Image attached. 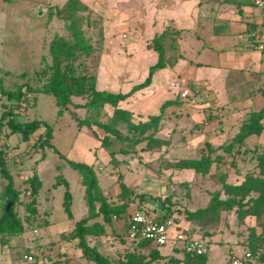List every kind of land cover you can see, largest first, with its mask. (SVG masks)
Segmentation results:
<instances>
[{"label": "rangeland", "instance_id": "rangeland-1", "mask_svg": "<svg viewBox=\"0 0 264 264\" xmlns=\"http://www.w3.org/2000/svg\"><path fill=\"white\" fill-rule=\"evenodd\" d=\"M66 1L0 0V79L7 89L14 90L21 84L36 89L28 93L18 106L0 94V147L5 150L7 167L20 192L15 210L22 216L25 205L31 201L28 175L38 172L43 191L51 187L58 176L61 177L60 183L54 184H61L54 190L55 207H58L56 200L64 194L62 180L68 178L74 190L72 209L75 218L61 221L53 227L59 234L69 231L74 227L75 220L82 216V208L79 207V194L83 191L80 184L82 177L66 159L82 162L85 155H92L94 149H100V146L95 148V141L101 142L99 136L103 135V130L95 124L92 127L79 126L73 112L92 122L114 123L110 122L113 108L109 105L87 110L69 104L67 109L59 112L55 97L43 92L48 77L44 69L52 60L49 50L51 40L56 36L70 39L74 31L80 32L91 51L89 55L80 57V63L83 69L96 74L97 87L101 90L128 92L133 85L145 79L153 63L150 52L144 49L151 38L145 42L138 39V20L135 18H115L117 12L112 11L119 10L117 5L108 6L107 0H94L92 4L82 0L90 11L79 13L78 20L73 21L60 12ZM136 6L138 0L119 7L126 8L130 15L135 16ZM104 16L109 17L105 19ZM178 36L169 34L165 41L166 55H170L169 63L176 54V50H173ZM167 77L166 73L161 76L159 84H164L162 88L150 90L149 85L121 103L122 107L133 109L132 119L135 122L147 123L145 135L149 138L136 144L117 141L113 149L117 151L126 147L129 152L117 153L115 161L111 160L112 155L105 147V153L97 151L100 159L95 162V167L102 187L110 186L111 179L115 177L118 182L112 184L107 198L112 202L122 201H118V196L122 192L121 183H125L127 191L123 199L128 201L129 207H147L152 212L150 214H166L174 221L168 244L159 246L151 242L145 247L147 251L158 248L165 255L158 264H178L179 261L168 258L169 255H184L183 244L192 238L206 241L209 264H229L230 251L242 254L244 249L251 250V243L261 252L264 249V236L259 235L264 233V226L255 217L239 220L236 206L223 209L217 201L228 197L222 187L223 180L239 183L246 174L259 171L257 155L264 151V135L255 138L251 145L247 144L246 152H243V148L239 151L234 148L233 154L225 152L223 145L231 140L236 126L241 122L240 117H226V112L222 115L206 114L202 121L194 122L189 116H183V101L179 100L182 98L181 92L185 90L183 84L175 86L176 102L173 104L162 108L166 99H148L145 100L148 103L146 111L138 112V107L146 99L145 95L156 94V91L160 95L168 94ZM144 90L146 94L138 98V93ZM72 99L73 103L85 102L80 96H73ZM5 112H9V117L17 121L42 119L49 122L53 127L50 142L58 151L41 145L45 140L44 127L31 133L27 139L12 133L6 120L1 119ZM155 115H160L159 119L150 121ZM116 127L123 133L128 131L121 122ZM207 154H211V157L222 155L223 160L214 161L206 172L183 167L185 160L200 159ZM5 182L0 174V209L6 199L2 192ZM117 187L119 195L115 193ZM195 209H205V212L199 218L189 219L187 211ZM43 230L44 227L40 226L39 231L42 233ZM28 231L30 236L40 234H35L32 229ZM114 231L116 229L110 228L111 234H108L128 241L124 238V228H121L120 234H112ZM252 231H255L254 234ZM181 234L183 236H179ZM129 242L125 253L135 244ZM252 264L264 262L255 258Z\"/></svg>", "mask_w": 264, "mask_h": 264}, {"label": "crops", "instance_id": "crops-1", "mask_svg": "<svg viewBox=\"0 0 264 264\" xmlns=\"http://www.w3.org/2000/svg\"><path fill=\"white\" fill-rule=\"evenodd\" d=\"M85 1L92 4L94 0ZM107 1L108 6H118V11H112L117 12L115 18L138 20V39L144 42L162 32L167 26L180 30V36L175 42L176 48L173 51L176 50V54L172 62H168L166 67L156 71L150 84V90L162 88L164 84L160 85L159 82L162 74L166 73L168 94L160 95L159 91H156V94L145 95L146 90L138 93V98L146 96L144 103L138 107V112L146 111L148 103L145 100L176 99L174 89L179 84H183L184 89L190 91L188 97L179 99L183 101L181 112L183 116H189L194 122L202 121L206 114L222 115L225 112L226 117H240L241 121L248 111L258 110L263 106L264 51L251 46L248 37L249 30L259 26L263 18V11L254 0H138L135 16L130 15L126 8L119 7L126 3L130 5L132 0ZM108 17L104 16L105 19ZM144 49L150 52L154 64L158 53L147 46ZM239 125L240 123L236 126L233 135ZM261 135H264V132ZM257 137L251 135L247 139V144L251 145ZM98 141L96 139L95 148L100 146V149H94L92 155L87 154L82 160L92 165L96 174L98 170L95 162L100 159L97 151L101 150L105 153V148ZM65 179L72 194L71 215L63 205L64 194L56 200L58 207H55L53 202L54 190L61 184L56 186L54 181L52 186L44 191L41 186L35 204L36 212L31 214L26 207L24 208L21 216L23 231L15 234L0 233V264H97L94 259L84 255L79 246V239L69 236L75 225L69 231H62L60 234L53 230V227L61 221L67 222L75 218L72 209L75 199L74 190L69 179ZM111 180L110 186L103 188L98 177L99 185L106 196L112 184L114 182L118 184L116 177ZM80 184L83 186L82 194H79L82 216L78 217L75 223L89 213L85 185L82 181ZM65 190L66 187L64 193ZM119 192L117 187L115 193L119 195ZM59 208L63 211L61 212ZM96 220L100 221L102 218L98 217ZM40 226L44 227L42 233L39 231ZM110 228L116 229L112 234H120L123 221L114 218L112 224L107 225L106 235L88 237L89 245L106 257L109 264H125V252L131 240L126 236L124 238L128 241L125 242L123 239L109 235ZM28 229H32L35 234L40 232L39 236H30ZM146 249L136 244L130 248L136 253L148 254L149 251ZM25 254H31L35 259L28 261L24 258ZM163 256L165 255L159 251V256L146 264H158ZM183 257L184 255H169L168 258L177 259L178 264H184ZM149 259L150 255L144 260Z\"/></svg>", "mask_w": 264, "mask_h": 264}, {"label": "trees", "instance_id": "trees-1", "mask_svg": "<svg viewBox=\"0 0 264 264\" xmlns=\"http://www.w3.org/2000/svg\"><path fill=\"white\" fill-rule=\"evenodd\" d=\"M90 11V8L82 0H67L60 12L68 20L77 21L78 14ZM171 31V32H170ZM179 34L180 30L167 26L162 32L152 37L148 43V48H153L158 53L157 61L150 65L145 79L132 86L128 92H113L108 90H101L97 87V76L88 70L83 69L80 63L82 55H89L90 49L85 44L84 37L78 31L72 33L70 39L62 36L54 37L49 45L51 54V63L44 69V74L47 75V80L43 87V92L52 94L59 107V112L67 109L69 104H74L75 107H84L87 110L104 107L109 105L113 108L111 115V123L101 121H90L88 118H81L77 113L73 112L79 126L92 127L94 124L103 130V135L99 136L101 145L108 149L112 155L111 160L115 161L117 153L129 152L126 147H121L119 150L113 149L117 141L126 144H136L146 138L145 135L147 123L135 122L132 119V110L122 107L121 103L126 101L135 92L147 88L153 79L154 73L167 65L168 58L166 55L165 41L169 34ZM36 91L28 84H21L16 89H7L4 87L0 79V94L5 96L9 102L17 106L23 98L30 92ZM264 93V92H263ZM73 96H80L85 99L84 103H73ZM176 101L167 100L163 103L162 108ZM160 115H155L150 118V121H157ZM6 120L12 133L19 134L22 138L27 139L31 133L39 129L45 128V140L41 145L45 148L58 151L57 148L50 142L53 137V127L46 120L33 119L25 121H17L13 117H9V112H5L1 118ZM121 122L126 125L127 133H123L116 127V124ZM264 132V104L258 110L248 111L240 122L238 130L231 137V140L223 145V150L229 154H233V149L237 151L243 148V152L247 149V139L251 135H261ZM138 134V135H137ZM148 140V139H147ZM65 157L62 153H59ZM69 164L78 171L82 177V182L85 185L86 200L89 208L88 216L81 218L75 223L73 232L69 235L73 238L79 239V246L85 256L94 259L97 264H109L106 257L100 254L94 247L89 245V236H102L107 234V225L112 224L114 216L123 221V228L126 231L127 226L125 217L128 211V201H124L123 195L127 191V185L121 183L122 192L120 193L121 202H112L102 191L96 171L92 165L85 162L74 161L69 158L66 159ZM223 160L222 155L211 157V154L202 156L200 159H187L183 163V167L194 169L197 172H206L214 161ZM7 160L5 150L0 147V174L6 180L2 192L5 196L2 209H0V233H20L24 229L22 217L17 214L15 204L19 201V190L15 186L14 177L7 167ZM257 166L259 171L257 173H248L244 179L239 183H231L226 180L222 181V187L228 194L225 200H218L217 204L221 205L223 209H229L236 206V213L239 220H244L247 217H255L257 222L264 226V151L257 155ZM61 177H57L56 184L60 183ZM66 187L64 193L63 205L65 210L71 215L72 194L67 180H62ZM27 185L31 195V201L25 207L32 213L36 212V200L42 186V180L37 171L33 172L27 178ZM124 191V192H123ZM8 202L12 205L7 209ZM148 213L150 210L146 207L143 208ZM205 209H195L187 211L189 219L199 218ZM156 219L162 221L168 216L166 214H156ZM101 217L102 220H96ZM92 220V222H90ZM253 234L255 231H252ZM259 236H264V233ZM138 247L144 248L151 242L148 240L133 241ZM255 245V244H254ZM251 243V251L253 257L247 262L252 264L254 259L259 262H264V249L259 252L256 247ZM184 251L182 259L184 264H207L206 254H192ZM150 255V259H144ZM159 256L158 248L149 251L148 254L136 253L130 250L125 253V264H146L152 259Z\"/></svg>", "mask_w": 264, "mask_h": 264}, {"label": "built area", "instance_id": "built-area-1", "mask_svg": "<svg viewBox=\"0 0 264 264\" xmlns=\"http://www.w3.org/2000/svg\"><path fill=\"white\" fill-rule=\"evenodd\" d=\"M255 4L263 11V18L259 26L251 28L248 32V37L251 46L258 50L264 51V0H254ZM189 89L181 92L183 98L188 97ZM114 218H117L114 216ZM127 226V238L133 241L148 240L162 246L168 244L172 237V229L174 221L171 218H166L162 221L156 219V216L144 211L137 205L128 208L125 217ZM180 236V235H179ZM183 248L186 252L192 254H206L208 246L206 241L202 239H188L184 242ZM253 257L251 251L244 250L242 254H238L232 250L229 253L230 264H247ZM24 258L28 261H33L35 258L31 254H25Z\"/></svg>", "mask_w": 264, "mask_h": 264}, {"label": "water", "instance_id": "water-1", "mask_svg": "<svg viewBox=\"0 0 264 264\" xmlns=\"http://www.w3.org/2000/svg\"><path fill=\"white\" fill-rule=\"evenodd\" d=\"M11 205H12V202H8L7 209H9L11 207Z\"/></svg>", "mask_w": 264, "mask_h": 264}]
</instances>
